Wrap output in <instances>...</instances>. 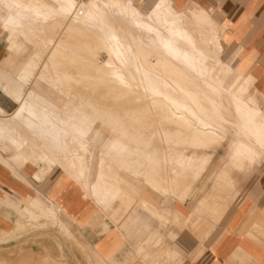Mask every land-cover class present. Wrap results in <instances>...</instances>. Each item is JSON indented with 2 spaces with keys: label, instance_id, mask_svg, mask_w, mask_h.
Returning a JSON list of instances; mask_svg holds the SVG:
<instances>
[{
  "label": "bare ground",
  "instance_id": "obj_1",
  "mask_svg": "<svg viewBox=\"0 0 264 264\" xmlns=\"http://www.w3.org/2000/svg\"><path fill=\"white\" fill-rule=\"evenodd\" d=\"M173 2L0 0V25L7 35L8 50L15 49L17 40L22 39L27 45H35L42 53L47 54L56 89L70 90V86L74 85L75 88L95 92L100 88L106 96L112 95L115 103L131 101L134 96L140 95L144 98L142 105L146 103L151 108H158L159 103L163 104L168 117L173 116L181 121H185L186 117L191 121L193 117L198 124H203L206 120V124H209L215 118L214 113L208 110L210 98L188 94L182 100L173 99L164 88L158 86L157 79L151 72L152 67L148 68V60L141 58L138 50L139 46L149 49L171 72H186L190 75L189 78H192L195 69L198 78L192 80L196 79V83L203 80L202 64L207 62L211 72L223 65L220 62L225 45L221 35L223 29L214 20L212 10H179ZM117 41L121 44L122 51L117 48ZM103 53L110 55L115 63L103 61L100 58ZM37 60L38 55L25 62L24 71L17 75L23 84H29V79L34 76L38 69ZM137 66L141 68V76L138 75ZM174 66L178 68L174 69ZM41 69H46V63L41 65ZM72 70L75 72L71 73ZM163 79L179 91L178 85L169 79ZM238 82L237 80L234 86L242 87L243 84ZM208 85L220 86V82L209 76ZM224 97L230 98L228 94H224ZM14 98L18 101V108L12 114L6 115L0 109V142L7 144L21 161L20 151L31 145L49 158L48 169L52 166L59 167L76 182L83 179L81 164L88 152L87 146L91 145L99 150L96 185L92 187L91 195L100 200L109 196L111 191H106L104 185L113 180L112 169L125 171L126 168L121 167V161L107 159V152L122 155L128 150L126 144L113 142L109 133L97 123L90 127L78 126V122L73 119L84 122L88 119L84 112H77L76 115L69 112L63 118L54 106L34 92ZM220 102L224 103L222 100ZM186 106H193L194 111L191 112ZM232 113L229 110L219 112L221 118H231ZM258 117L264 118L262 112H258ZM259 118L255 119L257 123ZM82 122L80 123L83 124ZM220 134L223 141L230 140L233 151L240 156H244L240 148L242 144L252 148L251 144L233 137L232 130L228 128L220 127ZM137 156L141 159L136 157L132 162L140 168L150 162L146 145ZM0 165L10 170L15 177L21 178L9 160L0 157ZM35 178L38 176L35 175ZM163 181V177L154 178L156 184ZM132 182L128 191L136 197L134 187L137 182ZM41 215L65 228L62 217L52 207L43 209ZM12 232V229L7 230L5 236ZM67 233L70 234L69 231Z\"/></svg>",
  "mask_w": 264,
  "mask_h": 264
},
{
  "label": "crops",
  "instance_id": "obj_2",
  "mask_svg": "<svg viewBox=\"0 0 264 264\" xmlns=\"http://www.w3.org/2000/svg\"><path fill=\"white\" fill-rule=\"evenodd\" d=\"M174 5L179 10L184 9H198L203 8L211 11L214 20L219 24L221 32H225L226 37L231 36L233 39L234 49L237 52V70L249 76L252 79L254 88L259 96L264 99V0H172ZM189 7V8H188ZM225 39V38H224ZM226 42V41H225ZM4 45V46H1ZM7 35L1 29L0 25V109L6 114H12L18 108V101L14 96L19 98L27 95L29 92H34L48 103H50L61 117H65L66 113L71 112L76 115L77 112H84L88 115V119L84 122L73 119L74 122H78V126L90 127L93 123H99L98 119L94 116H90L83 105L72 106L65 113H61L56 101L51 98H47L39 89L34 87V82L37 77H31L29 84L25 85L18 80L17 75L22 73V68L25 62L30 57L23 54L25 48L31 50L24 40L18 39L15 49L8 50ZM20 54L21 60L17 59V55ZM203 80L199 82L200 85L192 86L189 88V92L195 96H208L210 101L208 102V110L214 113V120L209 124L206 120L203 124H198V121L191 118H185V121L178 120L174 117L170 118V121H180L185 126L179 131L186 132L190 125L194 124V130L197 134L193 135V139L201 137L210 142V146H221L223 142L220 134V127L228 128L232 130L233 137H237L244 143L251 144L253 150V156L249 154L248 148H241V152L244 156H240L237 153L239 159L247 161L249 163V170L245 176L243 185L249 184L244 201L245 213L249 212L252 207L258 204V215L252 221L249 217L240 218L234 220V217L230 218L231 207L218 205L219 199L217 195L212 198V188H204L203 181L197 187H192L191 196L195 197L194 206L191 209V213L196 210L198 205H209L210 202H215V207H212L209 214L202 216L197 215L192 217V214H188L183 210L176 208L174 199H170L168 204H164L161 195H154L152 197L153 214H138L136 216L135 226H124L125 217L117 215L112 217V223L115 224V229L106 224L104 243L105 247L114 246L120 243V249L114 254L111 259V263L117 262L118 264H225L224 255V243L226 238L230 235L232 238L245 237L240 246L250 247L253 250L260 249V256L264 255V246L262 243H257L253 239L264 238V169L260 172H256L261 162H257L259 155H264V118L258 117V112H262L260 109L253 110L244 101L236 97L235 91H240L246 94L248 101L253 104H257L256 99L247 94L251 82L247 79L239 77V82L242 83V87L234 86L237 82H232L229 88L220 86H209L208 77L203 75ZM192 78H198L192 72ZM214 79L215 75L212 76ZM189 79V77H184ZM219 81V80H218ZM261 89H259L258 87ZM196 91L197 94H194ZM11 94H10V93ZM60 92V91H59ZM14 93V96H13ZM188 93V94H189ZM224 94L230 96V100L224 97ZM188 96V95H185ZM52 101H51V100ZM206 99V98H205ZM220 100L224 101L221 103ZM54 101V102H53ZM179 101V100H178ZM91 104H87L90 107ZM194 105V104H192ZM92 106V105H91ZM193 106H186L188 110L193 112ZM93 110V108H91ZM222 110L232 111L231 118H221L219 114ZM238 112V113H236ZM241 112V114H240ZM93 113V112H91ZM264 115V113L262 112ZM186 116V114L184 115ZM218 118H217V117ZM206 118L207 116L204 115ZM259 118L257 123L255 119ZM82 122L83 124H81ZM113 142H119L120 144H126L128 150L126 153L116 156L112 151L107 152V159L111 161H121L122 168L126 170H132L133 165L137 164L132 162L133 158L141 159L137 156L141 149L147 147V155L154 154L155 158L159 159V165L155 166L152 163L153 174L149 181H146L147 186H154L159 189H163V192H167L169 183L166 182L164 172L169 169L170 174L174 173L172 170L175 167H179L181 170H193L195 174L201 171L202 164L205 162L204 157H186L171 160L169 156H163L157 152L160 146L157 144L159 139H167L169 133H158L154 130L151 132L150 141H143L140 136L135 134V130L127 131L124 127L114 129L113 133L105 129ZM212 131V132H211ZM263 132V134H261ZM159 137V138H158ZM67 137H65V140ZM67 141V140H66ZM143 143V148H137V145ZM150 143L152 147H150ZM154 145V146H153ZM158 147V148H157ZM209 148V147H208ZM257 148V150L254 149ZM149 149V150H148ZM97 152V151H96ZM20 157L25 161L14 163L13 168L18 173L19 177H15L10 170L0 166V209L5 210L8 214H14L15 220L12 223V227H23L26 229L25 224L19 220V215L22 209L26 205V199L22 196L28 195L31 206L36 209V212L31 209H24V212L30 217L32 226L35 228H43L44 223L40 224L39 220H45L53 227H57L66 237V231H69L65 225L63 217L68 220L76 222L85 214H91L97 212L95 210H89L90 204L85 202L86 198H90L97 206H102L108 210L120 196L123 185L121 182H115L111 187H108L109 183L115 181V175L112 181L106 183L104 188L106 191H111V194L103 200L92 197L91 190L95 181L91 185H85V179L80 182L73 180L65 171L59 167H50L48 169L49 158L39 152L37 149L28 145L24 150L20 151ZM92 156V155H91ZM29 158H34L35 163L27 162ZM84 158V157H83ZM162 160V161H161ZM83 166V162L81 164ZM140 168L139 166H137ZM242 167L239 165V168ZM96 169V166H95ZM133 171V170H132ZM162 171V172H161ZM91 167L88 169L87 179L92 181L95 175L91 173ZM136 175L135 172H133ZM35 175L38 178H35ZM231 175L229 166L226 164L220 166L219 171L215 174V181L223 183L225 187L231 185ZM92 176V178H91ZM155 177H163L164 181L156 184L154 182ZM137 181V178H135ZM88 186V187H87ZM137 187V185L135 186ZM134 187V190L136 191ZM130 188V187H129ZM129 190V189H127ZM129 192V191H128ZM132 195V194H131ZM133 196V195H132ZM139 194L136 191V197ZM232 195H230L231 197ZM134 197V196H133ZM239 198L240 195H239ZM218 199V201H217ZM166 201V198L164 199ZM174 201V202H173ZM187 206V205H186ZM213 206V205H210ZM46 207H52L62 217L65 228L55 224L52 219H44L41 213ZM117 208V207H116ZM215 208V210H213ZM195 209V210H194ZM18 210V211H17ZM98 213V212H97ZM110 218V216H109ZM122 223V225H119ZM163 224V225H162ZM77 225V224H76ZM0 231L11 230L10 226L2 227ZM132 227L137 230V236L135 237L137 243L133 247L132 236L127 234L123 237V231L127 229L130 231ZM114 230V233L121 234V239H116V236L110 234V231ZM185 230V231H184ZM119 231V233H118ZM70 232V231H69ZM253 233L255 235L253 236ZM70 234H72L70 232ZM73 235V234H72ZM17 236V235H16ZM196 239H195V238ZM247 238V239H246ZM102 239V240H103ZM116 239V240H114ZM134 240V238H133ZM252 241L253 244L250 242ZM99 242V241H98ZM96 244V243H95ZM238 247V253L229 258V264H260L249 254L245 253L242 247ZM139 254V257L134 253L133 249ZM256 247V248H255ZM130 250V251H128ZM130 253H132L130 255ZM220 253V254H219ZM131 256V257H130ZM135 257L136 260H134Z\"/></svg>",
  "mask_w": 264,
  "mask_h": 264
},
{
  "label": "rangeland",
  "instance_id": "obj_3",
  "mask_svg": "<svg viewBox=\"0 0 264 264\" xmlns=\"http://www.w3.org/2000/svg\"><path fill=\"white\" fill-rule=\"evenodd\" d=\"M88 1L89 0H80V2L83 3H87ZM136 1L139 2L140 0ZM221 35L225 44L224 53L220 60L223 65L217 67L214 72H211L209 71L208 63L206 62V64L204 63L201 65L203 68V75L206 76L208 74L212 77L214 74L222 87L225 88H229V85H231L233 81H240L239 77L249 80L251 85L249 86V92H247V94L256 99L257 104L255 105L248 101L246 97L247 95L240 91H235L236 97L247 103L250 109L254 112L257 109H260L264 113V99H262L256 92L252 79L237 70L236 64L238 58L237 52L234 49L235 47L232 37L224 36L225 32H222ZM116 46L119 51H122L123 48L119 41L116 42ZM29 48L31 50L25 48L23 51L26 58L30 57V59H34L37 55L39 57L36 66L38 69L35 70L36 72H34V76H31L33 78H38L34 82V87L39 89L47 98L56 101L62 114L64 112L66 113L72 106H79L86 103V105H83V109L86 110L90 116L97 118L99 123L104 125L105 129H107L110 134L113 133L114 129L124 127L127 131L135 130L137 136H140L143 141H147L150 139L152 130L158 133L167 132L169 133L167 139L161 138L158 140L157 144L160 148L157 147V152L163 156H169L171 160L186 157H204L205 162L202 164L201 171L197 174H195V171L193 170H181L179 167H175L172 170L174 173L173 175L170 174L169 169L166 170L164 175L167 179L166 182L169 183L168 190H170V192L167 191L163 193V189L161 190L154 186L150 187L145 184L146 181H149L152 178L154 172L152 169V165L154 164L152 163H155V166L159 165V159H156L154 154L149 155L150 162H148L143 168H138L135 165H133V171H119L116 168H113L112 171L115 175V181L109 183L108 187L113 186L115 182H121L124 187L122 188L117 201L106 210L102 206H97L92 199L86 198L85 202L90 204L89 210H95L98 213L92 212L91 214H85L79 220L77 219L76 222L63 217L67 229L73 234H68L65 229L66 237L63 236V233L57 227L51 226L49 222L42 219L39 220V223H44L43 228L40 229L32 226V221L24 212V209H31L34 212H36V209L31 206L27 199L28 195L22 194L26 199V205L20 212L19 220L21 223L25 224L26 229L19 226L15 228L16 223L12 227L11 225L15 220L14 214H8L6 213V209H0V226H10V229L13 230V232L7 237L5 236L7 230L0 231V264H118L114 261L111 263V259L114 254L118 252L117 250L121 248L120 243L118 242V244L106 248L105 243L103 242V235L106 236V234H104L106 232V224L115 229V224L111 221V219H113L112 217L121 215L122 217H125L126 220L124 226H135L136 216L138 214H153L152 197L159 194L163 198L162 201H164V204L172 203L170 202V199H174L175 205L177 206L176 208H178V210L181 208L184 212L192 214V217L197 215L202 216L204 214L212 215L210 210L216 205L213 201L210 202L209 205L200 204L197 206L196 210L194 209L195 211L192 213L190 212L194 206L196 198V196L190 197L192 187H194V185H197L198 187L202 181L204 188H212V198L217 195V198L219 199V201L217 199L218 205L231 207L230 212H227L230 214L229 219L232 217H234V220H236V218L240 219L242 217L246 219L249 217V219L253 221L256 218V215H258V209L256 206H258L259 203L252 207L249 212L245 213L244 209V201L246 200L245 196L249 186L248 183L251 182H248L247 186L243 185L245 176L250 167L249 163L239 159L236 152L233 151L230 146L229 139H225L221 143V146H210V142L206 139H201V137L193 139V135L197 134L193 127L194 124L190 125L186 132L179 131L185 125L177 120L170 121L169 119L173 116H166L167 112L163 104L159 103L157 105L159 109L151 108V106L146 105V103L142 105L141 103H143L144 98L140 95L137 97L134 96V99L131 101L125 100L123 102L115 103L113 96L110 94L106 96L100 88L95 92H92L91 90L86 91L79 87L75 88L76 86L74 85L70 86V90L65 88L56 89L54 87L53 73L48 64L47 54L42 53L40 48L35 47V45H30ZM138 50L141 58L148 60V68L150 69L152 67L151 72L157 79L158 86L164 88V91L169 93L173 99L182 100L185 95H188V93L191 92V90L189 91V88L200 85L199 82H195L196 79H185L184 77L186 76L190 77L186 72L184 73L179 70H173V72L175 71V74L171 72L169 68L165 66L164 62L160 61L161 59L157 60L158 58L148 51L149 49H144L139 46ZM109 56L110 55L107 53H103L100 58L103 61H112L115 63V60ZM16 57L18 60H21L20 54ZM43 63H46V69L44 70L41 69ZM24 66L25 63L21 71H24ZM177 68V66H174V69ZM137 70L139 71L138 75L141 76L142 72L140 66H137ZM73 71L74 70H72L71 73L75 72ZM193 74L195 77L198 75L195 69L193 70ZM163 78L169 79L171 82L175 83V85H178L180 87L179 91L174 87L169 86ZM71 87L73 89H71ZM258 88L261 89L260 87ZM59 90L62 92H59ZM193 93L197 94L196 91H193ZM103 96L105 98H103ZM129 101L133 104H130ZM87 104H91L92 106L90 105V107H88ZM91 108H93V110H91ZM151 140L153 139H150V141ZM136 147L143 148L144 146L143 143H141V145L139 144ZM150 147L153 148L151 143ZM241 147L247 149L243 144ZM87 151L88 152L85 153L83 158V178L85 179V185H91L95 181L99 150L88 145ZM248 152L253 156L252 149L248 148ZM0 157L9 160L12 165L21 161L16 157L15 152L9 148L7 144L5 145L4 142H0ZM29 159L30 160H27V162L36 164L34 158ZM257 162H261L256 169V172H260L264 169V155H259ZM226 163L232 172L230 181L231 185L228 187H225L223 183L219 181H215L214 177L219 171L220 166ZM46 164H49V162H46ZM239 165L242 167L239 168ZM89 167H91L92 174L95 170V175L92 181L87 179ZM133 172H135L136 175H134ZM135 178H137V181H135ZM132 181H134V184L137 182V187H135V189L139 194L138 198L133 197L127 190L129 189L130 184L133 183ZM230 195L232 196L230 197ZM239 195L241 198H239ZM165 198L166 201L164 200ZM213 210H215V208H213ZM119 225H122V223H119ZM61 228L64 229L62 226ZM136 230L135 227H132L130 231H127L126 229L122 233L123 237H126L127 234H131L133 247L137 243L135 239L137 236ZM110 232L109 235L112 234L116 236L117 240L119 239L118 237L121 236V234L114 233V230L112 229ZM254 235L255 233H253V236ZM244 238L245 237L236 239L232 238L230 235L226 238L224 243L225 252L223 255L225 264H229V258L238 253V247ZM253 240L257 243H262L264 246V238L261 240L257 237V239ZM250 242L253 244L252 241ZM240 247H242L245 253L260 262V264H264V255L260 256L259 247L258 250H253L252 248H247L245 246ZM135 249L137 250L135 247L133 251L139 257V254ZM131 254L132 253H130V255ZM132 258L136 260L135 257Z\"/></svg>",
  "mask_w": 264,
  "mask_h": 264
}]
</instances>
